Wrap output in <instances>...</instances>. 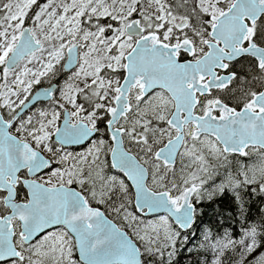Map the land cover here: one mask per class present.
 I'll use <instances>...</instances> for the list:
<instances>
[{
  "label": "snow or ice",
  "instance_id": "6c2138e0",
  "mask_svg": "<svg viewBox=\"0 0 264 264\" xmlns=\"http://www.w3.org/2000/svg\"><path fill=\"white\" fill-rule=\"evenodd\" d=\"M0 264H264V0H0Z\"/></svg>",
  "mask_w": 264,
  "mask_h": 264
}]
</instances>
